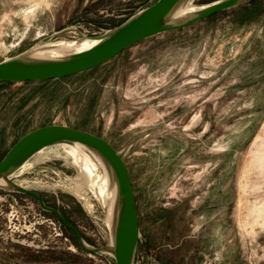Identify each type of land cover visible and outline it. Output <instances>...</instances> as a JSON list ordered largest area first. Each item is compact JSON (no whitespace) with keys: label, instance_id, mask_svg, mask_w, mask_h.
Returning a JSON list of instances; mask_svg holds the SVG:
<instances>
[{"label":"rangeland","instance_id":"rangeland-1","mask_svg":"<svg viewBox=\"0 0 264 264\" xmlns=\"http://www.w3.org/2000/svg\"><path fill=\"white\" fill-rule=\"evenodd\" d=\"M156 1L0 0V62L36 44L101 35ZM47 125L101 137L127 164L148 247L140 244L135 264H264V0L143 41L82 74L0 84V160ZM44 151L13 181L39 193L89 245H109L96 191L62 147ZM74 239L32 199L0 189V264H115Z\"/></svg>","mask_w":264,"mask_h":264},{"label":"water","instance_id":"water-1","mask_svg":"<svg viewBox=\"0 0 264 264\" xmlns=\"http://www.w3.org/2000/svg\"><path fill=\"white\" fill-rule=\"evenodd\" d=\"M193 0H157L151 6L129 17L119 26L94 37H82L74 42L92 41L85 49L54 57H32L36 44L21 54L0 62V83L46 82L62 79L98 68L127 49L162 34L182 31L213 16L248 6L257 0H219L202 6L184 16H177ZM64 145L79 146L84 153L99 158L101 174L107 177L109 194L100 196L110 235L105 247L89 245L78 229L42 196L13 181L25 164L43 150ZM104 173V174H103ZM0 189L32 199L39 209L54 219L75 238L85 253L110 256L115 264H135L140 244L148 247L140 231L139 215L129 168L117 150L105 139L65 125H47L19 138L0 160Z\"/></svg>","mask_w":264,"mask_h":264},{"label":"bare ground","instance_id":"bare-ground-1","mask_svg":"<svg viewBox=\"0 0 264 264\" xmlns=\"http://www.w3.org/2000/svg\"><path fill=\"white\" fill-rule=\"evenodd\" d=\"M194 3V2H193ZM193 5V4H192ZM192 5H187L183 10L177 13V16L174 17V19L179 18L180 16H184L187 12L190 13L192 11H197L200 10L201 7H195ZM47 44V43H46ZM93 44L92 41H81V42H56V43H48L47 45L44 46H36L32 51L30 52L32 57H58L64 54H68L69 52H76L78 50L85 49L88 46H91ZM56 147H62L66 153V156L60 155L58 152L51 153L53 156H62L65 159V162L68 161L71 164H74L73 166H76L79 171H80V177L87 183L93 190L96 191V194L98 193L100 196H105L106 194H109V187L107 183V177L101 174V167L102 164L100 163V160L98 157H96L92 153H84L83 149L79 146H73V147H67L64 145L56 146ZM48 154L46 151H42L38 153L36 156H34V160L37 159L36 161H42L47 158ZM69 157L72 159L70 161ZM62 158V159H63ZM35 164V163H34ZM68 164V163H67ZM30 167V164H25L22 170L27 169ZM83 174H86L83 177ZM104 174V173H103ZM82 182V181H81ZM84 184V183H83ZM86 184V186H87ZM3 183L0 182V186H2ZM21 185V183L19 184ZM22 186V185H21ZM27 189V186H22ZM65 188V187H64ZM81 189V187H78ZM76 195L79 196V198H83V193L81 190H76ZM82 192V193H80ZM97 196V195H96ZM87 199V198H86Z\"/></svg>","mask_w":264,"mask_h":264},{"label":"trees","instance_id":"trees-1","mask_svg":"<svg viewBox=\"0 0 264 264\" xmlns=\"http://www.w3.org/2000/svg\"><path fill=\"white\" fill-rule=\"evenodd\" d=\"M258 1H260V0H257V1H255L254 3H252V4H250V5H248V6H245V7H242V8H247V7H252V8H254L255 6H256V4H257V2ZM241 9V8H240ZM249 10L247 9V12H248ZM250 11H254V9L253 10H250ZM249 13V12H248ZM247 14V13H246ZM0 84H11V83H0ZM65 216V215H64ZM66 217V216H65ZM74 245L76 246V247H78V245H77V243H76V241H75V239H74Z\"/></svg>","mask_w":264,"mask_h":264}]
</instances>
